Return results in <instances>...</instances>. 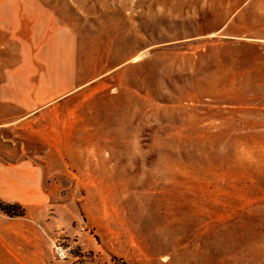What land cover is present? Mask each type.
I'll list each match as a JSON object with an SVG mask.
<instances>
[{
	"label": "rangeland",
	"instance_id": "obj_1",
	"mask_svg": "<svg viewBox=\"0 0 264 264\" xmlns=\"http://www.w3.org/2000/svg\"><path fill=\"white\" fill-rule=\"evenodd\" d=\"M4 21L50 28L52 96L0 158L73 204L58 264H264V0H0Z\"/></svg>",
	"mask_w": 264,
	"mask_h": 264
},
{
	"label": "crops",
	"instance_id": "obj_2",
	"mask_svg": "<svg viewBox=\"0 0 264 264\" xmlns=\"http://www.w3.org/2000/svg\"><path fill=\"white\" fill-rule=\"evenodd\" d=\"M14 12L20 27L18 12ZM3 23L6 28H0V130H21L46 109L49 101L42 99L44 95L52 96L37 87L33 75L37 50L42 47L44 32L49 36L50 28H12V24ZM11 49L15 50L13 57L17 61L13 69ZM28 61L30 75L26 72ZM51 175L29 157L12 162L0 158V204L15 205L23 211L21 216L0 212V264H58L53 258L51 237L58 232L81 237L74 226L78 223L74 206L59 200V186Z\"/></svg>",
	"mask_w": 264,
	"mask_h": 264
},
{
	"label": "trees",
	"instance_id": "obj_3",
	"mask_svg": "<svg viewBox=\"0 0 264 264\" xmlns=\"http://www.w3.org/2000/svg\"><path fill=\"white\" fill-rule=\"evenodd\" d=\"M3 211L9 216H21L23 215L22 209L15 205H2Z\"/></svg>",
	"mask_w": 264,
	"mask_h": 264
},
{
	"label": "built area",
	"instance_id": "obj_4",
	"mask_svg": "<svg viewBox=\"0 0 264 264\" xmlns=\"http://www.w3.org/2000/svg\"><path fill=\"white\" fill-rule=\"evenodd\" d=\"M2 205L3 204H0V212L5 213L2 209ZM52 251L56 257H60L62 259L65 257V251L57 240L53 242Z\"/></svg>",
	"mask_w": 264,
	"mask_h": 264
}]
</instances>
